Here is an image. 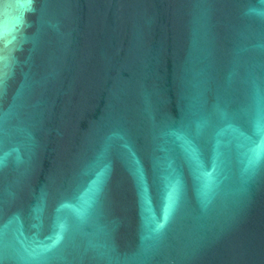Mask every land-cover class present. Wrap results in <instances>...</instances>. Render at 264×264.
Listing matches in <instances>:
<instances>
[{"label":"water","instance_id":"water-1","mask_svg":"<svg viewBox=\"0 0 264 264\" xmlns=\"http://www.w3.org/2000/svg\"><path fill=\"white\" fill-rule=\"evenodd\" d=\"M0 264H264V0H0Z\"/></svg>","mask_w":264,"mask_h":264}]
</instances>
